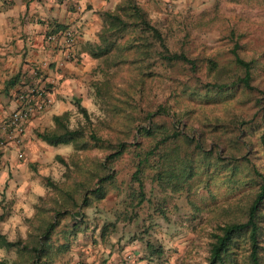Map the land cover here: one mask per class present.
Instances as JSON below:
<instances>
[{
	"label": "trees",
	"instance_id": "obj_1",
	"mask_svg": "<svg viewBox=\"0 0 264 264\" xmlns=\"http://www.w3.org/2000/svg\"><path fill=\"white\" fill-rule=\"evenodd\" d=\"M99 16L106 28L92 57L107 69L130 65L136 76L121 85L111 79L95 84L97 96L106 99L102 105L111 112L110 123L96 126L86 121L68 129L62 123L65 113L54 119L56 129L36 134L46 145H68L73 153L63 162L62 182L45 180L47 193L28 221L27 238L6 242L0 235V245L17 252L10 264H53L68 251L70 241L86 234L91 223L87 212L99 211L98 203L111 193L122 207L116 219L126 223L137 222L145 205L167 219L165 205L181 195L196 213L198 206L189 200L193 190H207V201L213 203L208 189L216 185L225 187L226 196L224 203L209 211L203 264H264V106L256 99V114L248 119L233 114L226 124L206 110L218 104L221 94L240 91L251 95L258 59L250 56L245 60L237 42L227 49L228 67L214 57L198 59L189 50L173 49L171 31L149 24L134 3L123 7L120 14L103 12ZM176 67L182 69L180 78L173 77ZM203 69L209 77L205 82L200 79ZM159 79L164 85L161 101L145 110L141 103L150 93L146 82L151 86ZM180 99L197 103V114L196 108ZM74 106L85 116L79 101ZM238 127L241 141L234 135ZM191 130H196L197 137L188 135ZM136 137L140 142H135ZM129 140L133 142L128 144ZM208 141L214 144L211 148ZM240 148L246 149L240 152ZM239 168L240 178L235 177ZM66 216L71 225L56 233ZM114 224L104 221L101 231ZM129 239L143 243L149 264L164 263L162 246L149 240L146 231Z\"/></svg>",
	"mask_w": 264,
	"mask_h": 264
},
{
	"label": "rangeland",
	"instance_id": "obj_2",
	"mask_svg": "<svg viewBox=\"0 0 264 264\" xmlns=\"http://www.w3.org/2000/svg\"><path fill=\"white\" fill-rule=\"evenodd\" d=\"M102 2L105 4L103 12L117 14H120L121 9L126 5L136 4L145 13L149 24L164 32L171 31V48L189 50L198 59L214 57L219 63L221 61L222 65L228 67L227 59L230 55L227 49L233 42H237L241 46L240 53L245 60H248L250 56L258 59L252 81L255 90L249 96L240 91L233 94H221L217 96L218 104L206 110L210 117H219V123L226 124L225 120L233 114L246 119L256 114L257 109L253 107L256 99L264 106V0H102ZM100 20L101 33L106 25L101 17ZM92 59L93 67L87 87L86 107L79 102L85 110V116L80 114L74 106L73 112L66 113V119L62 120L68 129L84 125L86 121L96 126L110 123L111 112L102 105V101L106 99L103 98L101 101L97 96L95 84L111 79L116 85H121L136 76L130 65L107 69L100 59L93 57ZM174 70L173 77L180 78L182 69L176 67ZM202 72L200 79L202 82L208 81L209 77L204 74L205 69ZM162 83L161 79L151 83V86H148L150 84L148 81L146 82V89H150V93L149 99L141 103L145 110H152L160 103V90L164 88ZM189 84L191 85L192 81ZM199 95L204 96L203 93ZM180 100L196 108L197 114L199 109L197 103L190 104L185 99ZM169 102L172 104L171 100ZM260 110L261 108L258 109ZM179 128L182 130L183 126L180 125ZM54 129L56 125L44 132ZM188 135L197 137V132L191 130ZM234 135L237 140H242L240 127H238V136L235 132ZM132 142L133 140H129L127 143ZM135 142H140V139L136 137ZM207 145L211 148L214 144L208 141ZM215 149L219 157H222L219 145H216ZM245 149L240 148L239 151L243 152ZM47 150L42 152L39 162L31 167L28 188H22L11 197L4 195L0 200L2 216L0 235L9 242L24 241L27 238L28 221L34 217L36 206L47 193L45 180L54 183L63 181V162H67L72 155V148L68 145H58L48 146ZM241 172L242 168H239L235 177L240 178ZM147 188L148 185H146ZM208 190L213 196V203L208 202L209 194L202 188H195L193 190L195 193L190 195L189 200L199 208L196 213L192 212L190 204L181 195L165 205L167 219L153 214L151 209L145 208V205L138 212L137 222L126 223L116 219L117 212L122 211V207L117 204L111 193L105 200L98 203L99 211L87 212L91 223L87 226L86 234L78 235L75 241H70L68 251L53 264H149L143 243L129 239L131 235H138L143 231L147 232L149 240L162 246L163 264H203L207 254L205 238L209 231L207 225L209 211L214 205L224 203L226 196L224 186H210ZM104 221L114 222V228L107 226L104 231H101ZM71 222L70 217L66 216L60 226L55 228V232L59 233L62 227L67 230ZM58 242L62 243L60 237ZM16 258L15 249L0 248V261L10 264Z\"/></svg>",
	"mask_w": 264,
	"mask_h": 264
},
{
	"label": "crops",
	"instance_id": "obj_3",
	"mask_svg": "<svg viewBox=\"0 0 264 264\" xmlns=\"http://www.w3.org/2000/svg\"><path fill=\"white\" fill-rule=\"evenodd\" d=\"M104 10L102 0H0V200L28 188L31 167L48 151L36 134L54 128V119L73 112L76 101L86 107ZM67 28L75 33L71 46L46 41ZM18 93L34 95L15 141L7 139L3 124L18 105ZM44 100H50L46 107Z\"/></svg>",
	"mask_w": 264,
	"mask_h": 264
},
{
	"label": "built area",
	"instance_id": "obj_4",
	"mask_svg": "<svg viewBox=\"0 0 264 264\" xmlns=\"http://www.w3.org/2000/svg\"><path fill=\"white\" fill-rule=\"evenodd\" d=\"M75 38V33L72 29L67 28L63 31L59 32L57 35H50L46 37V41L48 43H56L62 44L65 47H69L72 45L73 40ZM34 94H21L18 93L16 95V99L18 101L17 107L9 114L7 120L3 124L4 130H9L7 132V139H15L20 137L23 131V124L29 117L30 113L33 110L32 105V97ZM37 96H41V94H37ZM50 104V100H44V106H48ZM13 134L15 136L12 138ZM5 145L4 142L0 141V147Z\"/></svg>",
	"mask_w": 264,
	"mask_h": 264
}]
</instances>
